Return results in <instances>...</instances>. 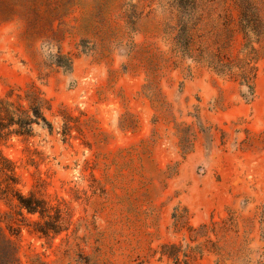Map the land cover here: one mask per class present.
Masks as SVG:
<instances>
[{
  "label": "rangeland",
  "instance_id": "1",
  "mask_svg": "<svg viewBox=\"0 0 264 264\" xmlns=\"http://www.w3.org/2000/svg\"><path fill=\"white\" fill-rule=\"evenodd\" d=\"M173 1L0 0L14 264H264V121L232 111L233 94L252 100L245 85L183 53ZM201 1L198 45L231 30L229 57L259 48L263 72L264 0Z\"/></svg>",
  "mask_w": 264,
  "mask_h": 264
},
{
  "label": "trees",
  "instance_id": "2",
  "mask_svg": "<svg viewBox=\"0 0 264 264\" xmlns=\"http://www.w3.org/2000/svg\"><path fill=\"white\" fill-rule=\"evenodd\" d=\"M182 5L178 3V0H174L171 7L175 9L177 13L174 18H177L179 24V34L177 36L176 43L180 46L183 53L193 62L197 64H204L206 67L218 76L234 79L245 85L250 93L253 95V80L257 74V59L260 56L259 48H253L254 53L252 59H233L227 54L231 42L233 32L229 30L230 38L227 43L220 44L219 42H203L197 43V37L202 38L203 35H198L199 27L197 23L204 20V14L200 13L196 15V9L202 5L201 0H181ZM251 5L249 1H246L241 5V29L245 33L253 30L252 21L247 19L246 10ZM183 8V12H179L178 9ZM245 9V10H243ZM243 10V11H242ZM178 14L179 17L178 18ZM263 33V32H262ZM261 32L257 35V42L262 43L264 36ZM264 50V46L261 47ZM0 111L6 112L7 109L1 106ZM17 132V131H16ZM13 169H11L10 163L2 158L0 160V176L4 177L6 182L5 190L0 191V195L7 198V192L11 190L13 183ZM12 182V183H10ZM17 200L20 206L27 210L30 214L39 213L44 215L45 210L43 203L33 196L29 198H23L17 195ZM14 252L11 244L5 239L0 229V264H14Z\"/></svg>",
  "mask_w": 264,
  "mask_h": 264
},
{
  "label": "crops",
  "instance_id": "3",
  "mask_svg": "<svg viewBox=\"0 0 264 264\" xmlns=\"http://www.w3.org/2000/svg\"><path fill=\"white\" fill-rule=\"evenodd\" d=\"M199 81L194 79L191 81H185L184 82V90L187 92L188 95L195 94L199 91ZM253 98L248 103L245 104L244 102L238 101L236 95H232V99L234 100L233 106H231L232 111L234 109L235 114H243L249 115L251 117V125L250 127L254 128L257 126V122L264 121V71L263 72H257L254 80H253ZM201 92V91H200ZM236 92V91H235ZM202 93V92H201ZM205 99L207 101H210L213 99L210 95H204ZM229 112H231L229 109L224 110L222 112L224 115L230 116Z\"/></svg>",
  "mask_w": 264,
  "mask_h": 264
}]
</instances>
